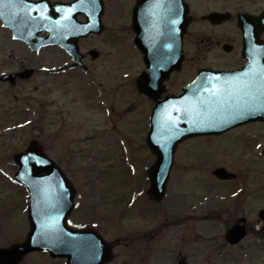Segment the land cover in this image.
I'll use <instances>...</instances> for the list:
<instances>
[{"label":"rangeland","instance_id":"rangeland-1","mask_svg":"<svg viewBox=\"0 0 264 264\" xmlns=\"http://www.w3.org/2000/svg\"><path fill=\"white\" fill-rule=\"evenodd\" d=\"M108 12L105 22L113 26L112 17L116 14ZM117 20H120L119 17ZM114 33L109 29L82 42L84 50L94 48L99 52V58L89 63L101 76V84L89 88L83 84L81 72L58 75L46 72V68L67 60L58 49L44 48L38 53H31L25 44L11 39L0 28V74L20 67L35 69L30 79L17 82L15 86L0 82V149L1 144L6 143L7 148L17 150L35 139L58 161H68L69 177L84 196L82 202L91 207L89 213L95 210L102 215V218L98 216L102 219L99 230L109 240L118 235L123 238L133 228L150 230L165 215L167 225L150 242L151 249L142 253L147 256L144 262L157 260L161 249L165 263L170 264L181 248L196 254L195 261H203L205 245L199 244L195 249L192 243L183 247L179 244L181 236L192 240V235L189 230L184 233L182 226L173 223L176 217L179 219L187 215L182 211V205L178 204L188 201L192 186L197 187L194 189L199 198L210 189L223 190L218 186L221 184H215L211 174L216 166H225L237 174L234 181L225 185V190L236 187L238 181H246L249 189L254 190L255 182L264 181V153L260 158L251 146L253 143L249 145V141L240 140L238 130L183 142L176 150L175 167L173 165L167 186L174 197L168 199L169 191L160 208L146 205L141 209L144 214L150 213L149 218L142 220L143 217H138L142 200L136 198L130 201L132 195L136 197L140 190L138 182L143 180L142 166L153 162L152 154L142 145L147 130L148 105L137 98L130 86L132 78L141 68L138 56L131 52L124 35H116L118 38L114 39L117 42H114L110 38ZM187 79L189 77H185ZM101 99L103 105L98 102ZM14 124L16 130L12 137L7 128ZM245 127L251 128L248 125ZM259 141L264 148V137ZM127 163L133 164L135 173L127 171ZM216 186L218 188H211ZM248 191L246 203L251 204L257 195ZM190 203L189 200L185 205ZM206 208L199 211L198 216H202ZM198 227L200 229V225ZM245 264L263 262L251 256Z\"/></svg>","mask_w":264,"mask_h":264},{"label":"flooded vegetation","instance_id":"flooded-vegetation-1","mask_svg":"<svg viewBox=\"0 0 264 264\" xmlns=\"http://www.w3.org/2000/svg\"><path fill=\"white\" fill-rule=\"evenodd\" d=\"M71 1L73 0H49L51 3ZM141 1L144 12L135 10ZM14 2L16 0H9L10 4ZM18 2L20 6L22 0ZM104 5L105 11L116 14L112 17L115 24L108 25L107 28L115 30L116 35H124V41L131 52L140 60L142 55L135 43H154L156 27H167V32H163V39L167 41V46H163L164 51L175 49L172 34L179 33L182 52L180 69L171 72L164 81L161 98L166 94L180 93L185 77L193 78L199 70L208 68L212 71L242 70L254 73L255 86L261 94L258 102H261L264 90V0H104ZM183 25L185 32L182 36ZM114 38L111 39L117 42ZM154 52L153 48L147 57L150 59ZM249 62L254 69L244 68ZM134 82L135 79L133 84ZM137 97L148 105V119L154 101L148 95L138 93ZM15 153L11 149L0 150V247L21 241L23 217L26 219L22 189L13 180V175L3 171L13 173L17 169ZM57 164L60 171L69 177L68 161ZM239 184L240 186L230 190L212 192L213 195L205 203L199 202L195 193L188 207L189 224L184 229L190 231L192 240L183 238L181 241L183 244L192 243L195 249L198 241H202L206 247V256L203 261L197 262L193 260L196 254L183 255L178 252V259L183 257L188 264H245L246 259L252 256L264 264V181L255 182L252 188L254 190L249 189L246 182ZM248 190L257 195L251 204L246 203ZM205 207L208 208L203 212L202 222H209L212 232L202 240L196 225L199 221L198 212ZM83 222L81 228L91 227V223L95 225L94 220ZM239 223L243 224L246 234L243 238L232 241L227 236L228 230ZM162 226L161 224L158 230H128L131 233L124 236L125 239L117 238L112 242V259L105 264H165L162 259L158 262H144L143 259L147 256L142 255L149 251V241L159 234ZM252 248L254 249L251 251ZM35 254H26L19 264H36L32 259ZM60 260L62 262L59 264H67L66 260Z\"/></svg>","mask_w":264,"mask_h":264},{"label":"water","instance_id":"water-1","mask_svg":"<svg viewBox=\"0 0 264 264\" xmlns=\"http://www.w3.org/2000/svg\"><path fill=\"white\" fill-rule=\"evenodd\" d=\"M51 13V12H50ZM47 17H44V21L41 19H37V22L33 21L32 23H28L30 27H22V29H18L13 31L16 33L17 37H20L23 40L28 41L32 50H38L41 46L51 44V43H58L62 47L66 48L73 56L74 64L71 66H75L79 63L81 55L78 52V47L73 40L70 44H63L56 40L49 39V37L41 39L37 38L35 40V35L37 31H41L45 28H40V25L44 23L46 25ZM36 26L31 27L32 25ZM46 27V26H44ZM174 60L169 59L168 57L156 60L155 62H151L156 65V71H159L163 75L160 82L168 75L169 71L173 68L179 67L180 58L177 59V62L173 64ZM32 70H28L23 74V77H28L31 74ZM5 77H3L4 79ZM199 79V78H198ZM141 81V80H140ZM138 82L141 90L144 89L141 86V82ZM194 113H184V109H182V115H176L175 120H151V130L147 137L148 144L153 152L156 154V161L153 166L149 169L150 180H151V187H150V195L154 199H160L163 195L165 190V184L168 178V172L170 166L172 164V156L173 152L176 148V145L185 138L199 135V134H209V133H220L223 131L226 122L221 120H210L209 115L206 113V109L201 107L198 108V111L201 112L197 114V108L194 109ZM224 110L221 109V113L219 117L223 119L225 117ZM181 112V109H179ZM186 112V111H185ZM201 118L202 121H201ZM198 120V121H197ZM202 125V128L197 127ZM232 125V124H231ZM230 125V126H231ZM29 149L33 150L38 156L46 159L43 154L40 152L39 148L35 145L31 144ZM47 160V159H46ZM49 164V162H48ZM215 174L218 175L220 178H226L227 172L220 168L215 171ZM234 230V229H233ZM232 230V231H233ZM27 244V242H26ZM47 245V243L43 241H38V246ZM27 247V246H26ZM27 249H14L10 252L14 253L15 256L20 255ZM61 254L63 253L60 252Z\"/></svg>","mask_w":264,"mask_h":264}]
</instances>
